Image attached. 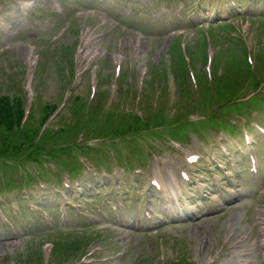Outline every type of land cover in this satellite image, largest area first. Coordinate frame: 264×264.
Masks as SVG:
<instances>
[{
	"label": "rangeland",
	"instance_id": "1",
	"mask_svg": "<svg viewBox=\"0 0 264 264\" xmlns=\"http://www.w3.org/2000/svg\"><path fill=\"white\" fill-rule=\"evenodd\" d=\"M21 1L27 0H0V91L2 94L14 96L19 88L24 90L30 69L29 63L35 57H39V66L32 83L37 118L38 115H42L40 106L43 108L47 104H62L70 95V92H66L69 89L66 73L70 70L69 63L75 56L77 82L76 86L70 88L74 92L72 97L79 96L89 105L94 106L97 104L98 92L107 94L108 89L110 94L108 93L106 99L104 97L99 99V104H103L105 110L118 108V106L122 109L126 107L129 110H136L139 104L136 105L135 99L130 96L128 99V92L126 93L127 98L125 97L127 101L118 103L115 101L120 94L114 97L118 82L114 76L111 79L112 59L121 56L122 73L126 74L124 87L129 88V94L142 93L143 108L148 111L156 109V104L158 108L163 109L161 106L163 102L164 114L167 117L166 121L162 122L163 125H169L177 120V117L172 118L175 108L180 110L182 115L188 114L191 115L190 119L199 120L203 119L204 115H211V104L225 99L220 104L216 115L222 126L232 130L225 118L238 109L246 108L256 99L238 102L239 95L234 97L227 95L231 81L224 82L222 89H216L213 94H210L209 99H206L204 91L197 92L192 82L179 85L180 71L170 68L169 53L173 43L181 41L188 48L197 41L196 30L190 25L189 28L186 27L185 25L188 24L184 22V18L190 15L193 24L197 25L206 23L210 17L218 15V13L215 14L218 9H223L228 15L232 10L230 4L232 0L220 3L218 0H215V3L214 0H206L202 5H199L197 0H80V3H77V0H63L62 4L59 0H32L35 3L33 8L24 12L18 6ZM233 1L240 3L238 0ZM262 2L257 5L253 16L248 14L250 1L243 2L242 13L245 16L239 17L243 22L240 28L249 46L257 47L252 30L254 29L253 23L259 21L256 19L261 17V12L264 13V0ZM185 3L191 8L186 9ZM57 5L60 6L59 9L56 8ZM92 5L103 7L107 13L106 18L97 20V16L88 11L90 8L98 9V6L93 7ZM229 16L231 20L236 19L234 14ZM218 22L219 20L214 21L216 23L214 26ZM69 26L70 30L67 32ZM230 37L229 32L220 33L217 41L214 42L213 52L216 53L220 49V53L224 56L223 59L232 56L229 46ZM256 53L260 52L257 48H252L255 62L259 60L258 57L255 58ZM247 55L246 49L243 57L247 58ZM65 58L70 61L67 60L68 63H65ZM171 60L174 61L175 58ZM263 60L264 58L262 62ZM198 62L199 72L201 70L204 72V66L202 67L201 61ZM155 66L161 71V80L159 78V82L155 83L151 79L152 85L147 86L146 82L150 80L151 70ZM95 68H98V81L102 76L105 83L101 87L98 83L97 93L93 98L89 78ZM234 69L236 67H233ZM144 72H148L145 77H143ZM245 73L238 74L235 81L248 85L251 75L249 76L246 71ZM254 78L252 80L254 82L258 80L264 82V72H255ZM249 87H244L242 91L238 90V93L241 91L243 94H248ZM184 103L186 108L183 107ZM84 112L86 113L87 110ZM73 113L75 112L72 108L70 111L65 107L58 115H61L58 123L70 122ZM179 113L177 112V115ZM160 119L159 117V121ZM250 122L264 125V115L252 113ZM54 123L50 127L54 128ZM106 123V117L102 115L92 125L91 132L94 133L96 128L100 129ZM245 124L248 125V122ZM113 125L115 126L114 121ZM241 126L243 127V124ZM106 129L109 137L114 138L112 132L114 128L106 125ZM194 130L187 132V138H185L189 143L184 147L176 146L166 140L174 132L170 127L165 128V135L152 133L143 136V139H129L134 144V147L129 142L126 145L127 152L134 155L133 158L128 156L130 160L121 155L120 150L113 147L114 141L97 144L92 155L86 149L80 151V153L84 151L83 154L92 161L105 165L110 148L115 155L114 163L118 167L144 169L148 158H144L147 155L140 152L136 144V141L143 140L142 144L147 148V150L143 148L144 152L148 153L149 150L154 149V153H149L152 161L144 169V173L148 175L143 174V178L136 174L138 170L133 173L126 171V175L119 172L116 177L110 170L111 174L108 177L105 175V170L101 168L97 171L99 177L94 178L93 175L84 172L78 179L72 181V191L60 186H51L49 183L47 190L41 191L39 184L45 181L37 176L42 174L50 179V175L44 171V168L41 169L37 162L29 160L19 164L17 171L20 170L19 172L25 176L31 173L37 177L29 189H25L36 207L49 206L50 208L60 203L55 207L61 210L57 212L53 210L51 213L62 225L65 219L66 204L59 197V193H65V197H68L74 205V212L70 207L68 211L71 216L70 229L63 233L69 236L67 239H74L75 233L81 237L91 235L94 238L95 235V239L90 241L92 243L90 246L83 247L73 256L70 253L63 254L58 250L52 264H73L94 249L100 250L97 258L103 261L102 264H209L217 253H221V256L216 264H264V249L256 245L261 240L259 216L264 218V148L261 144L256 148L257 159L262 161L258 166V174L250 176L244 169L246 165H238V174L232 179V184H226L225 177L221 176L223 181L221 186H210L211 190L217 192L218 195H211L210 200L201 203L200 201L197 203L196 198L193 199L192 206L197 217L180 222H172L167 218L166 223L156 229L153 225L149 227L143 221L142 214L138 213L137 204L148 206L152 203L157 210H168L167 203L161 201L162 196L158 195L154 199L147 190L150 188L149 181L152 179L150 174L157 172V165L162 170H167L168 167L174 170L175 166L182 165L181 148H184V151L194 150L207 156L213 148L217 158L220 153L216 150L224 146L230 149L235 145V141H238V137L233 141L227 132L211 130L206 126ZM253 136L252 138H257V134ZM230 153L233 163L237 164L235 163L237 160L234 161L237 155ZM239 158L243 161L242 157ZM44 164L43 162V166ZM46 166L48 171H51L50 168L54 170L57 167L52 162ZM202 168L206 167H197L199 171H202ZM229 174L234 175L231 172ZM120 177L124 178L122 184ZM175 179L179 182L177 177ZM167 182L166 180L165 183ZM96 190H100L101 193L98 196L101 199H98L99 201L92 199L97 201L93 203L91 198ZM15 194L17 191L13 194L8 193V196L3 197V201L8 200L9 197H16ZM178 200H180L179 197ZM99 207L102 208V213ZM73 213L77 214L78 218L74 217ZM9 214V222L1 221L0 223V264H23L27 261V255L33 257L30 259L32 263L37 261L38 257H42L43 243L55 239V234H50L52 229L48 225L38 228L34 224L36 215H25L16 221L12 214ZM125 252L127 256L121 260Z\"/></svg>",
	"mask_w": 264,
	"mask_h": 264
},
{
	"label": "trees",
	"instance_id": "2",
	"mask_svg": "<svg viewBox=\"0 0 264 264\" xmlns=\"http://www.w3.org/2000/svg\"><path fill=\"white\" fill-rule=\"evenodd\" d=\"M77 103L79 102L75 104ZM24 108L25 100L21 94L13 98L0 94V172L7 178L14 177L15 167L24 161L43 164L46 160L58 159L59 153H70L71 148L75 147V143H73L74 147L70 145L65 149H59L55 144H51L60 140L56 135L57 131L44 129L43 126L45 119L53 113L54 107H44L42 117L39 118L35 116L36 112L33 109L25 125H22ZM78 121L74 123L76 129L70 124L66 126L77 133L83 128ZM142 128V122L138 118H133L129 129L136 133Z\"/></svg>",
	"mask_w": 264,
	"mask_h": 264
},
{
	"label": "bare ground",
	"instance_id": "3",
	"mask_svg": "<svg viewBox=\"0 0 264 264\" xmlns=\"http://www.w3.org/2000/svg\"><path fill=\"white\" fill-rule=\"evenodd\" d=\"M164 173H162L161 171H159L158 173H155V177H162Z\"/></svg>",
	"mask_w": 264,
	"mask_h": 264
}]
</instances>
